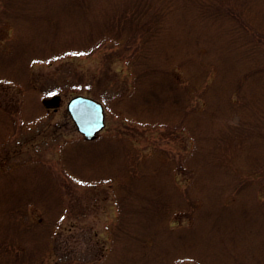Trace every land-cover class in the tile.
I'll use <instances>...</instances> for the list:
<instances>
[{"label": "rangeland", "instance_id": "rangeland-1", "mask_svg": "<svg viewBox=\"0 0 264 264\" xmlns=\"http://www.w3.org/2000/svg\"><path fill=\"white\" fill-rule=\"evenodd\" d=\"M71 1L0 0V264H264V146L227 133L264 111L238 106L260 93L240 48L249 27L264 31V0H230L241 18L215 19L178 1L172 62L207 103L185 122L126 106L128 69L109 45L52 55L109 0L82 13ZM77 93L104 104L93 140L66 110Z\"/></svg>", "mask_w": 264, "mask_h": 264}, {"label": "trees", "instance_id": "trees-1", "mask_svg": "<svg viewBox=\"0 0 264 264\" xmlns=\"http://www.w3.org/2000/svg\"><path fill=\"white\" fill-rule=\"evenodd\" d=\"M178 1L123 0L119 2V0H109L107 5L99 8L98 14L93 15V18L86 20L78 17L74 19L73 26L77 27V30L75 35L74 32L70 33L68 42L71 43V47L52 55L76 53L89 56L95 50H100L104 44L109 45L112 48L111 51L116 50L112 53L113 58L123 60L128 69V78L119 89L120 95L127 99V102L124 99L126 106L134 108L141 103L146 110L155 112L157 117L164 118L166 114L168 117L172 116L171 119L180 116L183 122L188 121L207 111V103L203 91L200 90V85L183 77V75H187L185 72L182 73L185 61L172 62V51L177 48L174 44L178 42L179 38L176 36L175 30L169 26L168 17L170 15L172 17L176 12L179 13L180 3L178 4ZM71 4L77 6L79 13L93 10L88 0H72L68 5ZM181 7V10L186 13L192 12L197 16L203 15L207 18L215 19L225 15L241 18L240 9L236 15L233 10L234 4L230 0H182ZM86 14L83 13V16ZM49 20L52 21L51 28H56L52 25H56L57 22L62 26L66 23L65 18L60 19V22L57 18ZM246 33L249 36L246 35L244 44L250 45L246 44L247 47L240 48L241 54L242 52L244 54L242 58L249 57L248 62L257 65L249 66L246 69L247 76L244 78L255 79L258 82L260 93L251 97L250 103L248 100H244L238 106L264 108V31L260 28L249 27ZM73 35L75 39H72ZM160 47L165 48L161 57L158 53ZM194 52L204 53L207 51L195 44ZM103 81L105 88L111 83L107 77ZM240 86L243 87V81H240L233 90L238 93ZM86 92L92 93L89 90ZM103 93L97 92L95 95L104 99ZM117 101L121 102V99L117 98ZM237 103L238 101L235 102L233 98L230 101L232 108L238 107ZM172 104L178 108H176L177 113H170ZM242 122L245 124L244 127L240 126ZM155 124H160V122H154ZM227 124L229 123L227 122ZM227 133H232L241 141L250 140L254 141L255 145L264 146V111L255 112L254 116L252 115L248 119L239 118L236 127L232 131L227 130ZM192 135L196 136L194 133ZM168 167L165 171L169 173ZM195 169L196 165H191L190 170Z\"/></svg>", "mask_w": 264, "mask_h": 264}, {"label": "water", "instance_id": "water-1", "mask_svg": "<svg viewBox=\"0 0 264 264\" xmlns=\"http://www.w3.org/2000/svg\"><path fill=\"white\" fill-rule=\"evenodd\" d=\"M66 108L76 128L87 140L93 139L104 126V106L96 98L77 94L67 100Z\"/></svg>", "mask_w": 264, "mask_h": 264}]
</instances>
